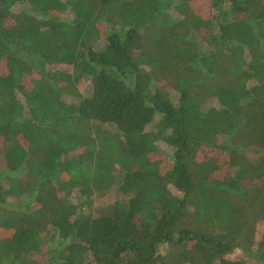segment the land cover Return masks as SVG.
<instances>
[{"label":"trees","instance_id":"1","mask_svg":"<svg viewBox=\"0 0 264 264\" xmlns=\"http://www.w3.org/2000/svg\"><path fill=\"white\" fill-rule=\"evenodd\" d=\"M0 152V264H264V0H0Z\"/></svg>","mask_w":264,"mask_h":264},{"label":"rangeland","instance_id":"2","mask_svg":"<svg viewBox=\"0 0 264 264\" xmlns=\"http://www.w3.org/2000/svg\"><path fill=\"white\" fill-rule=\"evenodd\" d=\"M54 69H59V70H70L69 69V67H66V66H59V67H53ZM6 161H5V157H4V155L0 152V174L4 171V170H6ZM174 190V189H173ZM175 191V190H174ZM110 202V200H102L101 201V203H100V205L102 206V205H104L105 203H109ZM98 205V204H97ZM99 205V206H100ZM241 253H240V251H237L234 255H231L230 257H229V259L230 260H235L236 259V257L238 256V255H240Z\"/></svg>","mask_w":264,"mask_h":264}]
</instances>
